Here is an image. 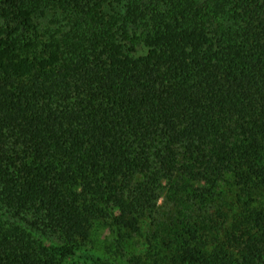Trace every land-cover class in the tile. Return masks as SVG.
I'll use <instances>...</instances> for the list:
<instances>
[{
  "label": "trees",
  "instance_id": "obj_1",
  "mask_svg": "<svg viewBox=\"0 0 264 264\" xmlns=\"http://www.w3.org/2000/svg\"><path fill=\"white\" fill-rule=\"evenodd\" d=\"M100 227L128 264H264V0H0V264Z\"/></svg>",
  "mask_w": 264,
  "mask_h": 264
},
{
  "label": "rangeland",
  "instance_id": "obj_2",
  "mask_svg": "<svg viewBox=\"0 0 264 264\" xmlns=\"http://www.w3.org/2000/svg\"><path fill=\"white\" fill-rule=\"evenodd\" d=\"M166 188L159 197V211L168 208L170 199L165 197ZM144 228V227H143ZM143 231H147L145 228ZM142 239L134 238L132 241H125L122 247L118 248L113 241V237L109 235L107 229H100L93 234L92 240L83 250L74 258L73 264H128V258L137 257L139 254L144 255L145 246ZM55 242V240L52 239ZM51 241V242H52ZM141 255V256H142Z\"/></svg>",
  "mask_w": 264,
  "mask_h": 264
}]
</instances>
